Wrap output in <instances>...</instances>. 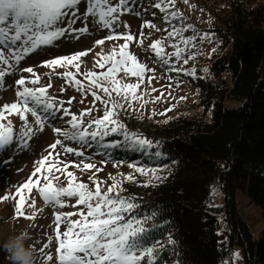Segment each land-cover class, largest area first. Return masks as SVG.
<instances>
[{
    "label": "snow or ice",
    "instance_id": "1",
    "mask_svg": "<svg viewBox=\"0 0 264 264\" xmlns=\"http://www.w3.org/2000/svg\"><path fill=\"white\" fill-rule=\"evenodd\" d=\"M82 2L86 4V10L78 15ZM135 2L136 0H118L113 5L111 0H0V86L3 85L5 76L30 54L43 47L52 46L70 32L80 35L87 33L86 25L79 28L74 27L78 20L83 24L84 20L91 17L97 25L114 32V25L123 13L140 15L135 11ZM175 3L176 0H155L152 7L164 13L163 20L171 25L172 20L178 19L181 15L179 11H168ZM184 3H188V0H184ZM124 27L127 28L128 25L125 24ZM142 28L160 31L151 21H145ZM189 28L192 26L188 25L185 28L172 25L171 31L167 32V39L179 38L183 45L188 46L197 39L195 35L183 36ZM140 35L143 36L142 31ZM199 38L209 37L205 34ZM106 40H123L124 43L120 44L118 49L113 47L109 54H96L99 59L96 60L94 66L104 71L81 73V57H86L92 51L91 49L53 58L40 65L49 68L53 73L58 68H64L65 71L58 74L66 82L74 83L78 91H83L85 94L90 92L94 102L98 101L103 105L102 117L90 119L85 125L84 117L90 116L96 110L95 107L86 109L79 115L72 114L49 94L48 89L52 87L51 83L36 87L40 83V76L35 73L33 67L20 70L30 73L31 78L21 76L15 81L17 100L0 106V149H6L18 142L15 139L16 128L8 119L13 114L17 115L21 121L19 136L20 140L25 142L36 131H43L49 118L53 120L60 118L57 115L58 112L63 117H71L64 121L68 127L53 126L54 133L61 138L49 145L52 152L35 162L34 171L15 194L20 196V199L16 201L14 218L23 217L35 220L38 211H43V209H36L35 198L29 202L27 196L20 195L22 189H27L30 193L33 188H37L45 205L51 206L54 210V237L48 236V242L39 249L42 264H157L158 249L155 246L157 242L149 246L144 239L147 235L144 225L148 218L141 220L132 214L137 205L121 197L115 177L110 176L114 183L108 187L107 191L102 192L101 184L104 182L98 181L93 173L89 176V180L95 185L93 190L88 184L77 182L75 174L67 171L70 163L53 159V153L55 157L60 156V153L55 151L58 146L63 148L65 153H72L78 157L84 156L83 151L65 146V141L76 142L82 146H90L89 142L95 141L103 149L119 147L118 142L102 143L104 138L110 134L123 135L124 140L136 151H148L158 147V144H154L153 141L126 131L125 125L116 118L117 109H123L125 103L131 107L132 101L141 99L137 95V90L145 82L146 72H154V69L139 62L137 56L128 50L129 43L135 40L130 32L109 34L104 39L96 40L95 44L103 45ZM162 44V40H157L150 47L162 64L169 65V60L165 58L167 54L161 47ZM171 46L176 49L172 55L180 59L184 49L175 43ZM183 62L187 64L188 59ZM69 67L75 69V72L67 70ZM168 70L172 71L174 68L169 67ZM77 74L84 76L87 86L76 78ZM188 74H194V70L193 73ZM118 75L119 78H117ZM130 77H135L136 82H125ZM154 79V76L149 77L148 83H152ZM71 102V100L68 101L69 104ZM29 116L32 118L31 121ZM154 155L159 157L161 152L156 151ZM81 164L82 167L80 164L72 166L81 171L92 169L96 172L102 171L93 163L81 161ZM128 167L134 168L140 174L151 172L155 175L159 171L156 168L146 170L144 167L131 163ZM54 171L66 173L67 186L54 185V181L59 182L61 179L59 175H53ZM33 177H36L35 182ZM155 178L163 179L160 176H155ZM127 179L131 181L134 177L129 175ZM41 180L44 181L42 185ZM11 198L15 200V196ZM4 199H9V197H4ZM66 199L75 200V204L71 207H82L78 211L65 213L62 209L69 206L65 203ZM25 205L32 209L31 215L26 213ZM73 216L79 218L72 219ZM61 225L64 226L62 233ZM53 238L58 243L55 257L50 253H45V249L49 248ZM232 255L239 260V253Z\"/></svg>",
    "mask_w": 264,
    "mask_h": 264
},
{
    "label": "trees",
    "instance_id": "2",
    "mask_svg": "<svg viewBox=\"0 0 264 264\" xmlns=\"http://www.w3.org/2000/svg\"><path fill=\"white\" fill-rule=\"evenodd\" d=\"M198 5L209 14L212 39L221 50L206 76L197 70L187 77L209 119L178 117L152 128L130 116L125 130L158 147L136 151L123 135L110 134L102 143L119 147L89 142L95 150L88 152L102 161L159 170L155 176L163 179L132 182L120 194L137 205L133 215L148 218L144 239L149 246L157 242V264H231L234 245L242 247L246 264H264V0H199ZM215 183L227 197L221 208L210 205ZM237 191L261 210L258 238L238 213ZM2 244L0 264H11Z\"/></svg>",
    "mask_w": 264,
    "mask_h": 264
},
{
    "label": "rangeland",
    "instance_id": "3",
    "mask_svg": "<svg viewBox=\"0 0 264 264\" xmlns=\"http://www.w3.org/2000/svg\"><path fill=\"white\" fill-rule=\"evenodd\" d=\"M118 0H111L114 5ZM155 0H136L134 8L140 15L123 13L120 15L118 21L114 25V32L111 29H104L97 25L91 17L83 21L80 20L74 25L75 28L86 25L88 32L80 35L79 33H68L64 39L65 42L59 48L54 50L55 42L52 46H47L39 49L33 54H30L25 58L18 66H16L10 74H7L4 78V83L0 86V106L4 104H11L17 100L16 90L17 85L15 81L21 76L31 78V74L20 71L27 67H33L36 74L40 76V83L36 87L44 86L51 83L52 87L48 89L49 94L55 98L58 103H62L64 108L69 109L72 114L79 115L86 109L95 107V111L90 116L84 117L85 125L88 120L103 116V105L100 102H94L90 92L85 94L83 91H78L74 83H68L58 73L65 71L64 68H58L55 73L47 67L40 66L43 62L49 61L53 58H58L65 55H72L80 51L91 49L92 51L86 57H81L80 69L81 73L88 71L101 72L104 69L95 67L96 60L99 57L97 53L109 54L113 47H119L123 44V40H106L103 45H96L95 41L104 39L109 34L130 32L134 35V42L129 43V51L137 56L138 61L147 65L148 68L154 69V72H146L145 82L140 85L137 90V95L141 97L139 100L132 101L131 107L125 103L123 109H117L118 116L116 117L121 123H123L128 117L134 116L140 122L151 123L152 128L162 125L173 118L178 117H203L209 119V113L206 112L198 102V90L187 79L188 73H196L198 70L202 76L207 75V69L212 61L220 58L221 50L217 42L212 39L210 32L211 18L206 11L202 10V7L198 5L199 0H188V3H184V0H176L173 7L168 9L169 12L179 11L181 14L178 19L172 20L171 25L163 20L164 13H161L158 9L152 7ZM86 10V4L81 3L79 6V14H83ZM155 13V15H153ZM145 21H151L157 25L160 31L155 29L142 28ZM128 25L127 28L124 25ZM172 25L177 27H185L191 25L183 33L184 37L195 35L197 39L190 45L185 46L180 42L179 38L167 39V32L171 31ZM141 31L143 36L140 35ZM208 34L209 38L200 39L199 37ZM61 39V40H62ZM59 40V41H61ZM162 40L164 52L167 54L166 59L169 60V65H164L160 62V59L155 56L154 51L151 49V45L157 41ZM175 43L184 49L180 59H176L172 53L175 52V48L171 45ZM215 49V51H213ZM188 59V63L183 61ZM169 67L174 70L169 71ZM67 70L75 72V69L69 67ZM193 75V74H191ZM154 76L155 79L152 83H148V78ZM77 79L81 80L85 86L87 81L83 75L77 74ZM119 78V75L118 77ZM127 83L136 82L135 77H130L125 80ZM32 86V85H29ZM63 89V90H62ZM156 89V91H152ZM163 93V95H161ZM103 95L102 93H99ZM115 95V94H113ZM157 97H160L157 99ZM184 99H181V98ZM74 98V99H73ZM117 99H119L117 97ZM71 100V104L68 101ZM83 101V102H81ZM124 103L123 101H121ZM231 105H236L231 103ZM169 109H171L169 111ZM58 119H50L45 124L43 131H36L35 134L27 139L26 142L20 140L19 127L21 121L18 116L13 114L8 117L16 128L15 139L17 143H13L6 149H0V245L9 236L20 233L26 230L28 232V243L35 248L37 264H42L41 253L39 249L48 242V236L54 237V210L51 206L45 205L42 197L39 195L37 188H33L29 193L27 189H22L21 196H27L29 202L32 198H35L36 209H43L42 212L38 211L37 218L35 220H28L23 217L14 218V209L16 201L20 199V196H16L17 189L20 188L29 178L30 174L34 171L35 162L48 155L52 150L49 148L58 137L54 131L53 126L56 127H68L64 121L71 117H63L58 112ZM29 120L32 118L29 116ZM6 123V121H5ZM138 126L140 123L137 124ZM35 127V126H34ZM95 142V141H90ZM65 146L72 147L76 150L83 151L84 156L78 157L72 153H65L60 146L55 150L60 153L59 157H55L53 153V159H59L61 162H68L70 166L67 171H72L77 177V182H83L89 185L94 190L95 185L89 180V176L95 173V177L98 181L104 183L101 184V190L107 191L114 181L110 178L115 177V182L119 185V192L122 194L127 186L132 182H149L153 175L151 172L147 174H140L135 171L134 168H129L128 164L121 163L119 161H102L95 155L88 151H94L95 149L90 146H81L76 142L65 141ZM81 161L85 163H93L96 168L102 169V171L96 172L95 169L88 171H81L72 166L75 164H81ZM47 166V165H46ZM138 167H144L146 170L152 169L150 166L136 165ZM39 175V174H37ZM53 175H59L61 177L59 182L54 181V185L57 187L67 186L66 173H56ZM131 175L133 180H128L127 177ZM36 181V177L32 178ZM41 185L44 183L41 180ZM220 183H215L211 186V201L210 205L213 207H224L227 204V197L225 192L220 187ZM39 186V185H38ZM37 186V187H38ZM15 196V200L11 197ZM9 197V199H4ZM236 205L238 213L241 214L244 221L248 224L252 236L258 238L263 229V221L261 217V210L256 206L245 194L240 191L235 193ZM66 206L62 209L63 212L78 211L82 206L76 208L71 207L75 204L74 199H66ZM25 211L28 215H31L32 209L27 208L25 205ZM224 212L217 213L218 217L222 219ZM79 217L73 216L72 219H78ZM61 233L64 231V226L61 225ZM219 239L224 240V234L222 228L219 231ZM58 247V243L53 238L49 248L45 249V253H50L54 257L56 255L55 249ZM233 253H239V260L233 257ZM231 264H246L244 260V252L242 247L234 245L231 251Z\"/></svg>",
    "mask_w": 264,
    "mask_h": 264
},
{
    "label": "clouds",
    "instance_id": "4",
    "mask_svg": "<svg viewBox=\"0 0 264 264\" xmlns=\"http://www.w3.org/2000/svg\"><path fill=\"white\" fill-rule=\"evenodd\" d=\"M11 264H37L36 250L28 243V232L21 231L9 236L2 244Z\"/></svg>",
    "mask_w": 264,
    "mask_h": 264
}]
</instances>
